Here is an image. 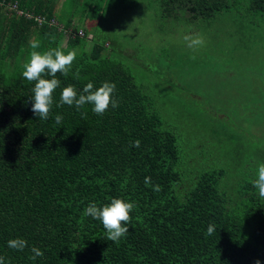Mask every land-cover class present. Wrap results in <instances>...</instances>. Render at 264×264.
I'll return each instance as SVG.
<instances>
[{
    "label": "trees",
    "instance_id": "1",
    "mask_svg": "<svg viewBox=\"0 0 264 264\" xmlns=\"http://www.w3.org/2000/svg\"><path fill=\"white\" fill-rule=\"evenodd\" d=\"M238 1L161 0V11L175 19L182 11L192 19L212 18ZM246 1L250 11L264 14V0ZM14 2L22 15L3 12ZM58 4L0 0V256L5 264H255L257 259L264 264V200L253 185L255 161L237 163L246 170L231 178L228 166L201 164L204 169L190 170L188 179L177 135L163 128L132 74L107 53L113 42L106 48L94 41L83 50L91 32L74 17L62 24ZM33 40L41 51L61 43L66 51L81 50L67 76L57 73L61 83L47 120L33 113L35 82L22 75ZM106 80L115 82L119 106L104 115H96L91 105L80 111L57 106L64 87L71 84L79 92L89 82L98 88ZM57 114L63 116L60 124ZM136 139L140 146H131ZM146 177L151 185H145ZM157 184L160 190L154 191ZM119 197L137 207L128 233L115 243L106 240L101 221L84 210ZM212 222L216 231L206 237ZM17 237L28 242L23 251L8 247ZM33 246L44 252L35 262L29 259Z\"/></svg>",
    "mask_w": 264,
    "mask_h": 264
},
{
    "label": "rangeland",
    "instance_id": "2",
    "mask_svg": "<svg viewBox=\"0 0 264 264\" xmlns=\"http://www.w3.org/2000/svg\"><path fill=\"white\" fill-rule=\"evenodd\" d=\"M161 7V0H60L56 16L91 32L83 50L113 42L107 53L177 135L188 179L190 170L213 166H228L231 178L243 168L237 163L251 159L257 169L264 163V14L246 0L212 18L186 11L168 18ZM188 34L205 43L194 51Z\"/></svg>",
    "mask_w": 264,
    "mask_h": 264
},
{
    "label": "clouds",
    "instance_id": "3",
    "mask_svg": "<svg viewBox=\"0 0 264 264\" xmlns=\"http://www.w3.org/2000/svg\"><path fill=\"white\" fill-rule=\"evenodd\" d=\"M187 46L194 51L203 46L205 43L202 35L188 34L184 36ZM30 59L23 65V77L29 82H35L32 89L34 101L32 104L33 113L41 120H47L50 111L54 104V92L60 85V80L57 79V73L64 76L68 75L69 69L81 51L79 48L65 50L63 43L57 47L47 50H39V41H30ZM195 57L193 56V59ZM50 77V78H46ZM115 82L104 81L101 86L94 88L92 82L87 83L82 91H79L73 85H68L63 88L60 96V102L57 106L69 105L75 106L77 111H80L85 105H91L92 111L102 116L111 106L116 108L119 106V101L115 98L116 91ZM81 115L86 118L87 113L81 112ZM55 121L60 124L63 121V116L57 114ZM141 141L136 139L131 146L139 147ZM145 185H151V178H145ZM253 185L258 189L259 197L264 200V163H260L257 168L256 179ZM154 191L160 190V185L153 186ZM137 204L131 199L125 200L123 197L113 198L110 203L104 204L102 207L97 203H90L84 210L85 216H90L95 220L101 221L104 229L107 232L106 240L119 243L120 239L129 231L128 224L131 223V213L136 209ZM216 231V224L209 223L205 236H211ZM28 246L26 239L17 237L8 241V247L23 251ZM32 255L30 260L35 262L38 257H43L44 252L36 246L30 249ZM0 264H5V258L0 256ZM255 264H261L257 259Z\"/></svg>",
    "mask_w": 264,
    "mask_h": 264
},
{
    "label": "built area",
    "instance_id": "4",
    "mask_svg": "<svg viewBox=\"0 0 264 264\" xmlns=\"http://www.w3.org/2000/svg\"><path fill=\"white\" fill-rule=\"evenodd\" d=\"M7 7V10H10V11H16L18 12L19 14H23V11L18 9V3L17 2H14V3H8L7 5H5Z\"/></svg>",
    "mask_w": 264,
    "mask_h": 264
},
{
    "label": "crops",
    "instance_id": "5",
    "mask_svg": "<svg viewBox=\"0 0 264 264\" xmlns=\"http://www.w3.org/2000/svg\"><path fill=\"white\" fill-rule=\"evenodd\" d=\"M60 1V0H59ZM59 6V4L57 5V7Z\"/></svg>",
    "mask_w": 264,
    "mask_h": 264
}]
</instances>
